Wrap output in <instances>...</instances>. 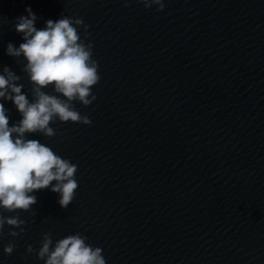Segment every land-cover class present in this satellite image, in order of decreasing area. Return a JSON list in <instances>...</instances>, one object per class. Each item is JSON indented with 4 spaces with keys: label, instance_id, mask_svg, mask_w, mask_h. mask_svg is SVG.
I'll return each instance as SVG.
<instances>
[{
    "label": "water",
    "instance_id": "1",
    "mask_svg": "<svg viewBox=\"0 0 264 264\" xmlns=\"http://www.w3.org/2000/svg\"><path fill=\"white\" fill-rule=\"evenodd\" d=\"M163 3L0 0V73L20 76L29 100L26 61L6 54L24 42L15 24L26 8L38 29L82 19L101 77L91 105L74 102L90 125L26 134L78 166V189L66 209L58 193L35 192L31 211H18L25 231L0 235V264H44L27 251L44 233L53 245L79 233L106 264H264V0ZM0 103L10 124L21 119Z\"/></svg>",
    "mask_w": 264,
    "mask_h": 264
},
{
    "label": "clouds",
    "instance_id": "2",
    "mask_svg": "<svg viewBox=\"0 0 264 264\" xmlns=\"http://www.w3.org/2000/svg\"><path fill=\"white\" fill-rule=\"evenodd\" d=\"M129 2L125 0V7ZM137 2L146 9L156 5L157 11H163L165 6L163 0ZM26 12V16L16 18L15 24V31L22 34L24 42L19 47L9 43L6 54L14 58L22 56L26 61L22 70L32 85V99L22 91L24 85L19 83L20 76L8 66L0 73V101L12 102L21 116L10 124L9 110L0 103V210L17 213L5 216L0 212V235L8 225L12 237L25 231L22 226L26 222L18 211H31L37 203L35 192L50 189L58 193V203L66 209L78 189L75 179L78 166L61 158L39 140L28 139L26 134L54 137L56 132L50 125L57 120L90 125V118L82 115L74 102L91 105L96 100L92 88L101 78L98 62L92 58L93 44L85 43L89 34L82 19L62 14L55 21L47 20L45 26L38 29L37 16L31 8H26ZM81 26L86 33L84 39L78 31ZM49 87L59 95L46 92ZM86 240L87 237L76 233L53 245L51 233H44L39 250L29 245L27 251L36 252L44 264H106L103 250ZM14 249L15 244L9 242L3 252L11 255Z\"/></svg>",
    "mask_w": 264,
    "mask_h": 264
}]
</instances>
